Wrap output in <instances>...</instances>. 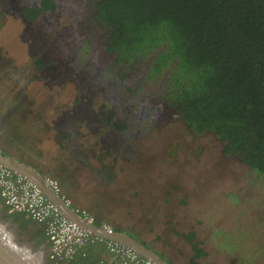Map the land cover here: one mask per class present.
Wrapping results in <instances>:
<instances>
[{"label":"rangeland","instance_id":"obj_1","mask_svg":"<svg viewBox=\"0 0 264 264\" xmlns=\"http://www.w3.org/2000/svg\"><path fill=\"white\" fill-rule=\"evenodd\" d=\"M55 2L60 9L59 14L64 13L57 17L59 22L63 20L78 31L74 39L65 37L63 42L62 58L72 65L78 63L80 53L85 54L89 50L84 46L88 42L83 33V13L80 12L78 18L69 15L78 6L77 0ZM23 3L27 8L42 7L37 15L40 21L47 17L49 24L46 27L51 32V26L57 21L53 19L57 9H52V17L43 0H23ZM65 6L72 9L71 12H67ZM1 12L0 9V15ZM1 17L0 31H6L7 35L0 37V69L13 67L18 73L17 77L23 81L30 58L26 54L25 43L21 41L20 27L13 25L11 16L5 17L4 14ZM150 54L146 56V65ZM104 56L101 72L92 80L97 84L93 88L98 94L90 98H80L74 91L60 93L55 86L45 85L43 81L33 82L19 91L25 99L21 110L26 111V116L20 126L18 122L22 119H19V108V117L9 114L8 124H18V135L23 137L34 132L36 139L31 137L34 143L29 144L34 157L23 153L18 156L35 164L44 177L56 180L68 205L75 204L79 210L74 211L87 217L93 214L95 224L98 221L94 213L123 219L125 217L121 216L128 209L145 217L153 215L154 223L159 219L165 220V225L171 223L172 231L177 232L173 237L182 247V250H178L179 261L169 259L172 264H264V178H257L236 155L223 153V142L213 133L196 135L188 132L185 123L174 113L167 112L157 123H153L150 115L154 112V106L151 108L144 103L158 95L170 69H166L162 76L153 77L146 76L149 69L145 66L139 69L140 66L136 65V69H130L124 65L126 69L111 68L112 74H107L103 70L108 68ZM117 72L129 75L126 78L120 76L123 85L115 77ZM8 75L4 74L3 78L0 75V92L5 93L4 97L0 96V117L5 113L6 103L13 98L14 90L19 88L15 81L6 89L3 79ZM114 85L129 86L127 97L135 100L131 107L124 99L115 110L119 120L127 119V123L122 120L125 122L123 130L118 127L117 130L115 123L109 125L110 112L105 113L104 103L110 105L116 102L121 94L113 89ZM81 99H89L90 106L85 112L100 118L101 125L95 134L81 128L84 136L76 140L80 148H87L86 154L65 149L60 137L65 139L68 136L59 129L62 122L58 123L59 117L67 116L79 103L86 105V101L81 102ZM126 106L134 111L140 106L139 110L144 108L147 112L143 109L144 112H138L129 119ZM4 124V121L0 123L2 132H6L7 125L4 127ZM105 124L112 127V131ZM106 131H111L113 138L118 136L124 139L125 148L119 149L118 153L117 149L121 147H111L109 151L102 148ZM72 132L75 134L74 130ZM67 133L70 134L69 131ZM25 139L31 141L30 138ZM128 145H131L130 149ZM62 183L67 191L62 190ZM5 206L0 202L2 216H11ZM14 224L17 225L20 239L32 241L37 246L43 245L48 250L45 236L29 230L24 222L14 221ZM190 233L194 234L192 240ZM194 243L197 244L196 248Z\"/></svg>","mask_w":264,"mask_h":264},{"label":"trees","instance_id":"obj_2","mask_svg":"<svg viewBox=\"0 0 264 264\" xmlns=\"http://www.w3.org/2000/svg\"><path fill=\"white\" fill-rule=\"evenodd\" d=\"M43 1L53 6L52 0ZM89 2L93 27L104 34L114 65L145 66L153 77L170 69L156 96L168 112L181 118L188 132L213 133L223 142V153L236 155L264 178V0ZM33 8L29 15L38 11ZM122 126L124 121L117 122ZM25 214L10 213L19 223ZM40 232L46 237L45 226ZM79 249L49 263L87 264L75 260Z\"/></svg>","mask_w":264,"mask_h":264},{"label":"flooded vegetation","instance_id":"obj_3","mask_svg":"<svg viewBox=\"0 0 264 264\" xmlns=\"http://www.w3.org/2000/svg\"><path fill=\"white\" fill-rule=\"evenodd\" d=\"M72 2H75L76 0H70ZM53 6H49L47 4L46 7L51 13V16L53 17L54 11L53 8L57 9V13L54 16V20H57L55 22V25L51 26L50 30H47V25L49 24V21L47 17L44 16V13L42 14L46 20L43 19V21H40V16H38V12L42 7H36L38 10L33 15H29V9L33 7L27 8V6L23 3V0H0V9H1V18H3V15L5 14V17H10L13 19L14 23L13 25L18 24L20 27V37L21 41L25 43L26 47V54L30 58V63L28 67L26 68V74L24 75V80L21 81L18 77L15 71L16 69H13V67L4 66L2 69H0V75L1 77L4 74L9 73L8 78H4V85L6 86V89L8 86H10V83H15V81L18 82L19 88L14 90L13 98L9 99V101L6 103V106L4 107V115L0 117V123L2 121L5 122L4 127L6 126V132H2L0 130V143H1V152L7 153L10 156L13 157L12 153L9 151L11 149L18 150V152H23V154L30 157H34V154L31 150V147L29 146L30 143H34V140L31 139L35 138L34 132H31L29 135H26V137H23L21 135H18V124L22 126V123L24 122V117L26 116V111L21 110V106L23 104V101L25 100L20 96V90L27 87V85L36 82V81H43L45 85L48 84V86H55V88L60 90V93H69L71 91H74L75 93L79 94L80 98H83L84 96L87 98H90L94 94H98V91H95L93 87H96L97 84L93 83L92 80L96 79L98 74L101 72V67L103 64V57L102 55L105 54L104 58L107 60L108 68L103 69L107 72V74H112L111 68H117V67H125L123 64L119 63L116 66L114 65V58L112 54L108 53L104 49V34H102L100 28L93 27V21L90 18V13L93 11V7L90 5L89 0H77L78 6L75 7V10L71 12V18H78V14L81 12L83 13V23L84 29L83 33L86 38V41L88 42L84 46L89 49L87 53L85 54H79L77 57L79 58L78 63H73L72 65L68 63V61H65L62 58V54H64V38L65 37H71L74 39L77 36V30L73 29V26L70 24H65L63 20L59 22L57 19L58 16L64 15L59 14L60 9H58L57 2L55 0H52ZM45 11V10H44ZM76 11L78 13H76ZM67 14V13H66ZM80 15V14H79ZM14 17V18H13ZM42 17V16H41ZM90 27L92 29H90ZM91 33V35L89 34ZM6 31H0V37L6 36ZM91 46V48H90ZM76 56V55H74ZM71 58V57H70ZM74 59V57H73ZM72 59V60H73ZM69 64V65H68ZM100 65V66H99ZM73 68V69H71ZM91 69H94L92 73H90ZM34 71L32 73H29L30 71ZM141 75V74H140ZM120 76L122 77H128L129 75L124 72H117L115 74V77L117 81L122 82L120 79ZM146 76H148L146 74ZM146 76H144V80L146 79ZM0 77V79H2ZM26 78V79H25ZM124 83L122 82V85ZM107 86H109L107 84ZM5 89V90H6ZM24 89V90H25ZM113 89L119 90L121 92L120 96L117 97L116 102L110 103H104L105 113H108L109 111L111 115L108 113V119L110 120L108 122L109 125H112V123H115V127L117 130V122L124 120H119V116L115 113V110L119 106L120 103L125 99L128 104L131 105V107L134 104V99L127 97L129 95V86H120L117 87L116 85L113 86ZM122 90H125L123 92ZM82 92V95L80 93ZM84 93V94H83ZM159 93V92H158ZM159 95V94H158ZM0 96L4 97L5 93L2 91L0 92ZM84 97V98H85ZM158 97H155L154 99L151 98V101H146L144 103L145 106H150L151 108L154 106V112L150 115L151 120L153 123H157L158 120L161 119L162 116L167 114L169 111L167 108V104L164 99H157ZM150 100V99H148ZM156 100V102L154 101ZM81 102L86 101V105L82 106L80 103L75 106L73 109H71L67 116L59 117V122H62L60 131L64 133L65 136H68V138H65L63 136L60 137L61 143L67 149L68 151L72 152H78L81 151L83 153H87V148H80L77 143L80 138L84 136L83 133H81V128H87L89 132H95L99 129L101 126L99 124L98 117H93L92 113L85 112L86 108L90 106L89 99H81ZM152 102V103H151ZM5 105V102H4ZM88 106V107H87ZM20 108L21 116L19 117L17 115V110ZM140 106H138L136 109L137 111H134L133 108H128L126 106L125 111L128 112L129 119L133 118L134 115H136L138 112H147V109L141 108L138 109ZM149 108V107H147ZM144 109V111H143ZM13 115V117H19V119H22L18 124H8V115ZM15 115V116H14ZM102 118V115H101ZM105 118V117H104ZM127 123V119L124 120ZM124 122V123H125ZM58 125V124H56ZM109 125L105 124L106 127ZM128 125V124H127ZM125 126V124H124ZM122 126L120 130H123L125 127ZM109 128V127H108ZM112 128V127H111ZM111 128H109L111 130ZM108 129V130H109ZM75 131L73 134L72 131ZM67 131L70 132L67 133ZM112 131V130H111ZM111 131H106L105 135H103L106 139H103V145L102 148L106 149V151H109L111 147H121L117 149V153L120 150H123L125 146L123 145L124 139H121L120 137L113 138ZM72 132V134H71ZM15 135V137H14ZM134 137V136H133ZM25 138H30L31 141H27ZM119 138V139H118ZM36 139V138H35ZM132 144L133 141H130ZM131 145H128V148L130 149ZM80 149V150H79ZM17 155V154H15ZM16 160L21 162L23 165H26L34 170H37L35 164L30 162L29 160H25L24 157H15ZM40 172V170H37ZM62 190L67 191V188L64 183H62ZM97 221H102L101 215H97ZM25 221L24 224L26 225V228L29 230L32 229L39 233L41 231L39 222L32 219L30 216L28 218L24 217ZM23 223V222H22Z\"/></svg>","mask_w":264,"mask_h":264},{"label":"built area","instance_id":"obj_4","mask_svg":"<svg viewBox=\"0 0 264 264\" xmlns=\"http://www.w3.org/2000/svg\"><path fill=\"white\" fill-rule=\"evenodd\" d=\"M46 183L55 191H60L58 182L45 177ZM0 197L8 212H24L32 219L45 224V235L49 242V258L66 259L88 241L96 239L106 242L111 252L109 262L97 261L94 264H154L140 256L135 250L121 242L92 233L75 221L65 218L58 207L30 179L0 163ZM65 200V199H64ZM79 217L91 224L92 216L76 212ZM107 235H112L115 229L111 224L100 222Z\"/></svg>","mask_w":264,"mask_h":264},{"label":"water","instance_id":"obj_5","mask_svg":"<svg viewBox=\"0 0 264 264\" xmlns=\"http://www.w3.org/2000/svg\"><path fill=\"white\" fill-rule=\"evenodd\" d=\"M0 163L25 176L36 184L68 220L77 222L92 233L123 243L154 264H169L152 250L141 245L127 234L115 231L112 235H107L101 227L81 219L64 200L63 196L55 192L46 183L45 177L34 169L23 165L12 156L1 152ZM48 250L43 245L37 246L32 241L20 239L18 228L17 225L14 224L13 218L11 216L3 217L0 211V264H49Z\"/></svg>","mask_w":264,"mask_h":264},{"label":"crops","instance_id":"obj_6","mask_svg":"<svg viewBox=\"0 0 264 264\" xmlns=\"http://www.w3.org/2000/svg\"><path fill=\"white\" fill-rule=\"evenodd\" d=\"M9 151L12 153L13 158L23 153V152L22 153L18 152V150L15 149H11ZM36 169L40 170L39 168ZM37 172L43 176L41 171L40 172L37 171ZM60 185L62 188V184ZM58 193L63 196L61 189ZM70 207L73 210H79L78 206H76L75 204H71ZM134 212L135 211H133L132 209H128V211H126V213L123 214V216H121V217H125L123 219H115L111 216L101 214L102 221L97 222V224H100V222L103 221H105L108 224H111L115 229V231L123 232L127 234L131 238L138 241L141 245L152 250L154 253H156L158 256H160L169 264H172L171 261H169V259L179 261V251L182 250V247L178 244V239L173 237L175 236L174 233L177 234V232L176 230L172 231L173 228L172 225H170L171 223L169 222L170 224L165 225V220L162 221L160 219L156 220V223H154L153 220L155 218H152L154 217L153 215L151 217L150 216L145 217L143 215L142 216L139 215V213H134ZM97 215L98 214L94 213V217H96ZM24 217L28 218L29 216L25 214ZM96 219L97 217L95 218V220ZM39 225L41 230H43L44 224L39 222ZM46 245H47V241H46ZM74 258L76 261L84 260L87 264L99 260L109 262L111 258V252L107 247L105 241L96 239L93 241H88L86 244H84L83 247H81L77 251ZM114 264H120V263L116 262Z\"/></svg>","mask_w":264,"mask_h":264},{"label":"bare ground","instance_id":"obj_7","mask_svg":"<svg viewBox=\"0 0 264 264\" xmlns=\"http://www.w3.org/2000/svg\"><path fill=\"white\" fill-rule=\"evenodd\" d=\"M48 241V240H47Z\"/></svg>","mask_w":264,"mask_h":264}]
</instances>
